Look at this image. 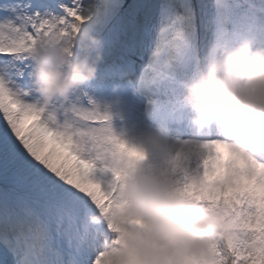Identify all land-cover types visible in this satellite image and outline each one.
<instances>
[{"label":"clouds","instance_id":"9594fccd","mask_svg":"<svg viewBox=\"0 0 264 264\" xmlns=\"http://www.w3.org/2000/svg\"><path fill=\"white\" fill-rule=\"evenodd\" d=\"M25 51L29 86L14 89L12 98L55 121L58 105L96 78L103 41L87 27L56 26ZM182 88L192 123L214 122L225 139L174 150L164 130L149 133L146 146L129 144L114 129L117 140L103 146L80 136L81 152L106 181H116L115 195L89 216L109 234L100 264H264V164L251 154L264 148V48L248 40L213 44ZM33 93L35 101L23 99ZM132 148L142 158L130 156ZM150 149L161 153L160 162L145 163ZM213 165L215 182L207 176Z\"/></svg>","mask_w":264,"mask_h":264},{"label":"snow or ice","instance_id":"6c2138e0","mask_svg":"<svg viewBox=\"0 0 264 264\" xmlns=\"http://www.w3.org/2000/svg\"><path fill=\"white\" fill-rule=\"evenodd\" d=\"M0 12V264H100L109 234L89 216L115 195L116 181L98 175L79 141L84 135L96 146L115 142L110 113L90 97L91 107H84L87 93L81 92L46 122L38 109L12 98L28 77L27 46L56 26L90 28L95 7L82 0H56L54 6L10 0L0 3ZM128 151L142 158L137 149ZM207 176L218 181L219 166Z\"/></svg>","mask_w":264,"mask_h":264},{"label":"rangeland","instance_id":"374dc122","mask_svg":"<svg viewBox=\"0 0 264 264\" xmlns=\"http://www.w3.org/2000/svg\"><path fill=\"white\" fill-rule=\"evenodd\" d=\"M4 2L10 0H0V3ZM45 2L56 4V0ZM67 2L71 3V0ZM82 3L95 7L89 28L91 33L103 44L111 39L103 50V57L111 59L113 55L108 54L112 48H123L129 61L137 65V75L133 79L110 76L109 79L92 80L72 98L81 92L87 93L81 98L82 105L91 107L88 98H93L102 111L110 113L113 129L132 145H145V137L160 130L159 122L149 118L151 113L164 116L161 125L175 126L169 118L177 116L182 121L180 129L204 132L203 135L195 132L196 139L166 135L165 143L174 150L209 139H225L214 122L200 128L192 123V113L182 103V84L201 66L213 44L233 47L248 40L254 49L264 48V0H82ZM55 10L59 11L58 8ZM4 14L0 12V16ZM122 44L128 45L127 48ZM132 48L134 53L130 52ZM102 63L101 60L98 64ZM121 69L125 70V66ZM138 84L142 88L137 90ZM28 86L26 77L23 87ZM141 90L152 91L155 97L146 98L141 95ZM23 99L33 102L37 96L33 93ZM217 150L227 159L223 148ZM251 154L264 164L261 157H264V148ZM161 159L158 150L150 149L145 163H158ZM98 175L105 180L108 178L100 172Z\"/></svg>","mask_w":264,"mask_h":264},{"label":"trees","instance_id":"16d2710c","mask_svg":"<svg viewBox=\"0 0 264 264\" xmlns=\"http://www.w3.org/2000/svg\"><path fill=\"white\" fill-rule=\"evenodd\" d=\"M110 42H111V39H108V42H107L106 44H103V50H104V51H105V46L108 45V44H110ZM111 50H113V48H112ZM108 51H109V50H108Z\"/></svg>","mask_w":264,"mask_h":264},{"label":"bare ground","instance_id":"6f19581e","mask_svg":"<svg viewBox=\"0 0 264 264\" xmlns=\"http://www.w3.org/2000/svg\"><path fill=\"white\" fill-rule=\"evenodd\" d=\"M112 53L115 54V55H117L115 51H113ZM119 68H121V67H119ZM101 71H103V70L101 69ZM188 126H190V125H188ZM190 129H192V128H190Z\"/></svg>","mask_w":264,"mask_h":264}]
</instances>
